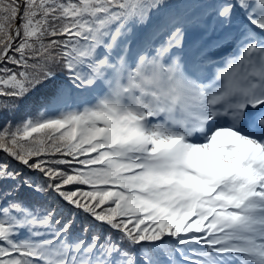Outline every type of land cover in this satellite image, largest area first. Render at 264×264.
Segmentation results:
<instances>
[{"label": "snow or ice", "instance_id": "1", "mask_svg": "<svg viewBox=\"0 0 264 264\" xmlns=\"http://www.w3.org/2000/svg\"><path fill=\"white\" fill-rule=\"evenodd\" d=\"M212 12L186 49L172 0H0V97L39 105L0 198L49 202L0 205V264H264V0Z\"/></svg>", "mask_w": 264, "mask_h": 264}, {"label": "trees", "instance_id": "2", "mask_svg": "<svg viewBox=\"0 0 264 264\" xmlns=\"http://www.w3.org/2000/svg\"><path fill=\"white\" fill-rule=\"evenodd\" d=\"M210 4L212 2H207L206 0H172L173 6L179 5L180 9L183 8L184 5H188L192 7L199 6L203 3ZM57 72L59 80H64V74L61 72L60 67L57 66L54 69ZM3 100H9L10 104H16L17 107L9 110V109H3L0 108V129L4 128V126L10 121L12 126L14 127L19 121L23 120L26 116H35L37 114L39 105L35 103V95H29L28 97H25L23 100H10L8 97H5ZM26 104H31L30 110L27 109L25 106ZM21 108L23 111L20 113L18 112V109ZM3 153V152H2ZM12 164H15L13 166L14 168H20L21 166L15 162L12 161ZM63 168L62 166H60ZM26 175L28 174V171L24 170ZM34 175V174H33ZM30 176V175H29ZM67 187H74V186H67ZM7 189V183H0V192ZM86 190V189H85ZM9 200H16V201H23L29 208H31L33 211H38L40 214L42 212L43 207H46L48 205V200H46L43 196L37 195L30 191L29 189L20 188L18 190V193L15 196H10L7 199L3 200L1 199V204H7ZM39 209V210H36ZM79 225V221H77V226ZM77 226L74 229V231H77Z\"/></svg>", "mask_w": 264, "mask_h": 264}, {"label": "rangeland", "instance_id": "3", "mask_svg": "<svg viewBox=\"0 0 264 264\" xmlns=\"http://www.w3.org/2000/svg\"><path fill=\"white\" fill-rule=\"evenodd\" d=\"M218 2H220V0H218ZM195 16H196V14L193 13L191 15V18H190L193 20V24L189 27V30L187 32V39L185 41L186 44L191 43L192 39L194 38V34H193L194 30H192V29H194V27L197 26L196 30H199L202 34H204V30H205L204 27L207 28L210 26V24L213 20L214 13L208 12L205 15H203L202 17H196V18H195ZM4 98L5 97H0V99H4ZM73 99H76V98L73 97ZM21 111H23V110L21 108H19L18 112L20 113ZM4 159L10 160V158L6 157V154H4V153H2V151H0V161H3ZM11 163H12V161H11ZM12 166H15V164H12ZM64 167H66V166H64ZM25 170L28 171L27 169H25ZM28 172L32 173L30 171H28ZM32 174H34V173H32ZM22 189H25V188H22ZM1 199L3 200V198H0V202H1ZM0 205H3V204L0 203ZM4 205H6V204H4ZM36 210H39V209H36ZM41 213H43V212H41ZM77 231H79V225L77 226ZM21 235H24V233L22 232ZM113 239H115V237H113Z\"/></svg>", "mask_w": 264, "mask_h": 264}, {"label": "bare ground", "instance_id": "4", "mask_svg": "<svg viewBox=\"0 0 264 264\" xmlns=\"http://www.w3.org/2000/svg\"><path fill=\"white\" fill-rule=\"evenodd\" d=\"M213 24H214V22H212V25H213ZM201 36H202V35H201L200 33H199V34H195V35H194V38H193L192 41H191V43L194 44V42H195V41H198L199 38H200ZM212 38H213V39L216 38V34H215V33L212 35ZM191 46H192V45H191ZM229 47H230V45H228V46L226 47L228 52H230V51H231V48H232V47H231V48H229ZM223 50H224V49H223ZM28 174H29V175H33V174L29 173V172H28ZM17 193H18V191L15 192L13 196H15Z\"/></svg>", "mask_w": 264, "mask_h": 264}]
</instances>
